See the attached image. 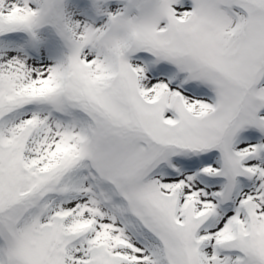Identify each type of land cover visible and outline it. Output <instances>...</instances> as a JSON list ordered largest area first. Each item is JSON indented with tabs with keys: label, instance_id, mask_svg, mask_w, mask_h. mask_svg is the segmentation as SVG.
I'll return each mask as SVG.
<instances>
[{
	"label": "snow or ice",
	"instance_id": "1",
	"mask_svg": "<svg viewBox=\"0 0 264 264\" xmlns=\"http://www.w3.org/2000/svg\"><path fill=\"white\" fill-rule=\"evenodd\" d=\"M0 264H264V0H0Z\"/></svg>",
	"mask_w": 264,
	"mask_h": 264
}]
</instances>
